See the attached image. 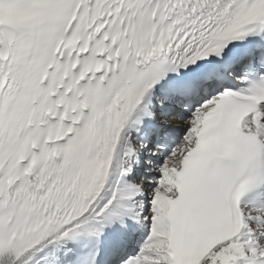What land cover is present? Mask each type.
<instances>
[{
    "label": "snow or ice",
    "instance_id": "snow-or-ice-1",
    "mask_svg": "<svg viewBox=\"0 0 264 264\" xmlns=\"http://www.w3.org/2000/svg\"><path fill=\"white\" fill-rule=\"evenodd\" d=\"M0 264H264V0H0Z\"/></svg>",
    "mask_w": 264,
    "mask_h": 264
}]
</instances>
